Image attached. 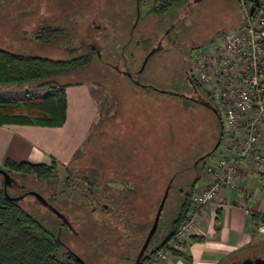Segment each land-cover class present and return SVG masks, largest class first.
Returning a JSON list of instances; mask_svg holds the SVG:
<instances>
[{"label":"rangeland","instance_id":"374dc122","mask_svg":"<svg viewBox=\"0 0 264 264\" xmlns=\"http://www.w3.org/2000/svg\"><path fill=\"white\" fill-rule=\"evenodd\" d=\"M140 5L139 21L123 49L128 30L137 16L133 0H0V48L65 59L76 53L89 52V42L82 47L77 46L88 23L95 20L101 27L95 33V41L104 59L97 57L92 50L91 61L83 69L69 76L56 77L58 82L69 81L72 84L65 87V123L43 128L51 133L50 139H45L50 140L56 158L52 157L48 164L54 165L53 175L11 171V175L27 188L39 192L56 207L76 217L75 229L79 228L78 222H83L98 230V238L89 239L90 247L99 252L104 249L105 253L114 254L116 259L92 255L91 264L123 263L125 254L133 262L156 209L155 206L146 211L142 207L139 213H135L138 208L136 201L151 196L155 201L156 191L159 200L165 180L172 171L178 170V159L190 151L191 164L211 149L218 137L217 120L203 108L189 101L182 103L177 97L133 87L126 76L103 62L110 57L109 61L123 69V60L119 56L122 50L126 56L125 64L135 71L147 50L164 34L169 20L160 26L156 18L146 16L148 7L144 1L141 0ZM177 13L183 19L181 24L186 27L183 32L188 39V54L193 50L190 59L197 48L220 41L224 34L221 32L228 34L235 30L245 21L246 15L238 0H188L177 9ZM46 25L60 28L62 32L54 40L43 43L36 40L35 34ZM134 44H139L138 48ZM76 47L79 49L74 53ZM111 52L114 56H110ZM179 63L177 49L164 39L163 48L149 59L145 75L168 78L181 70ZM2 87L0 93L6 98H0L13 104H23L24 99L37 98L45 91V88L35 89L26 85L8 86L6 90ZM158 153L163 159L171 155L175 161L166 177L155 175ZM124 156L128 160L123 159ZM145 156H148L147 163L143 162ZM64 158L68 162H61ZM134 164L141 171L146 169L145 166L149 167L139 173L133 170ZM177 176L179 179L176 177L175 182L179 183L180 178H186L187 174ZM134 178L139 179V183L134 185L140 187L141 195L133 203V200L127 201L122 196L131 192L129 189L133 187ZM86 180L88 183L91 181L92 188L97 186L96 194H91V187L84 185ZM7 191L13 194L10 189ZM174 195L173 191L167 210L175 208ZM20 203L26 209L39 211L50 224L58 220L32 196H26ZM102 205L107 206L102 208ZM83 230L87 232V228ZM62 239L74 249H79V240L83 244L78 236L72 239L63 235ZM253 248L264 250V242L253 244Z\"/></svg>","mask_w":264,"mask_h":264},{"label":"trees","instance_id":"16d2710c","mask_svg":"<svg viewBox=\"0 0 264 264\" xmlns=\"http://www.w3.org/2000/svg\"><path fill=\"white\" fill-rule=\"evenodd\" d=\"M133 1L135 3V6L137 5V7L139 8L141 0ZM252 1L253 0H248L249 3ZM187 2L188 0H152L151 4L148 6L146 16L156 18L157 24L162 26L168 20L170 21L175 18L177 9ZM259 2L261 5H264V2H262L261 0H259ZM136 15L137 16L134 23H138L139 21L138 9ZM134 23L132 24L133 26H130L125 41L132 38V34L137 25V23ZM243 25L244 21L240 26L235 27V29H238ZM61 32L62 30L60 28L46 25L36 31L35 38L36 40L43 43H48L58 37ZM221 33L226 34L224 31ZM134 45L136 46V48H138L137 46L139 44ZM172 48L176 50L175 47ZM78 49L79 48L77 47L74 48L73 52L76 53ZM87 50H89V52L76 53L75 55L65 59H54L48 56L33 53H22L5 48H0V86L8 87L14 85L21 87L26 85L35 89L45 88V91L41 96L33 99L26 98L23 100V104H13L12 101H7L0 98V124L21 123L48 127L61 126L64 123L66 115L65 87L72 83L69 81L62 83L58 82L56 77L69 76L88 65L92 58V55L90 53H92L93 49L87 48ZM131 50L132 52H135L134 49ZM148 51L149 50H147L146 54L148 53ZM156 51L157 48L153 53H155ZM189 74L192 78V85L194 86V88L200 91V97L198 98V100H188V98L183 94H178L171 89L162 91L157 90V88L154 89L151 84L148 83L145 85H139L132 81L130 82L133 87L136 86L138 87V89H146L153 93L177 97L182 101V103H187V101H189L192 102L195 106L203 108L208 112L209 116L211 115L213 118L215 117L214 119H216L218 122L217 140L219 139L220 143L223 127L214 101L208 94V92L197 82L191 68L189 69ZM214 145L211 149L200 155L191 164L189 163V156L191 155L190 151H187L186 155L183 158L178 159V170L176 169L172 171L170 173V176L165 180L163 192L159 200L157 191L155 193V201H153L152 196L139 199L141 195L140 187H135L134 185L136 184V182L137 184L139 183V179H132L133 187L129 189L131 190L129 194H131L132 196L130 197V195L127 194L126 196H122V198L127 199V201L133 200V203L134 199H139V201H136V205L138 208L135 213H139L142 207H144L146 211H149L155 206L156 213L164 192L166 191L167 193L163 208L160 212L158 227L148 244V246H151H149V248L147 246L146 252L141 258L142 262L150 258V256L159 249H164L166 253H169L170 255H173L175 257L188 258L182 249L175 248L169 243L176 234V231L179 228L180 224L187 217V214L191 207L195 186L206 171V158L209 157L217 149H213ZM155 149L156 145L154 144L153 151H155ZM121 156L123 157V153L121 154ZM121 156H118L117 158L122 159L120 158ZM148 156H145L143 160L144 163L148 162ZM172 158L173 157L171 155H167L166 159H163L158 153V158H155L158 163V168L155 172V175L163 174L162 176H165L168 171L172 169L175 163L174 159ZM123 159L128 160V158L126 159L125 156ZM117 161L120 162V160ZM107 163H109V161ZM0 167L6 169L10 174L11 171H15L20 174L35 173L38 175L44 174L49 176L53 175L54 170V165L51 164H33L26 161H15L9 158H7L4 161L3 166ZM148 167L149 166H145L146 169L141 171L138 170L140 168L137 167V169L136 165L134 164L133 170L139 171V173H143L145 170H148ZM181 174H183L184 176L187 174V177L180 178L179 183H176V179H179V176L177 175ZM173 191L175 192L173 199L175 208L167 210L169 197L171 196V193ZM8 194L11 197L14 196L9 192ZM9 196L4 194V188L0 184V264H84L83 262L88 264V262H86V259H88V257H91L90 259L93 260L92 255H104L107 259H116L114 254L105 253L104 249H102L100 253L96 248H94L93 251H85L84 249L72 250V248L69 252L65 251L62 247L61 242L62 235L60 233L58 234L57 227L55 226L54 222L50 224L51 222L49 223L44 217H42L39 211H37L36 209H26L22 206L20 201L11 199ZM47 200L50 203L52 202L50 199ZM106 206L107 205H102V208H106ZM221 220V213L219 210H217L214 218V225L216 230H219ZM84 227L87 228L89 232V239L94 240V238H98V230L95 227H92L90 225H84ZM190 238V240L193 241L201 240L199 238H195V236H192ZM79 251H81L82 254H80ZM75 254L81 257L82 260L78 259ZM122 259L123 263L119 264H134V261H131L129 255H123ZM113 263L114 261L112 262V264Z\"/></svg>","mask_w":264,"mask_h":264},{"label":"built area","instance_id":"2783aa9c","mask_svg":"<svg viewBox=\"0 0 264 264\" xmlns=\"http://www.w3.org/2000/svg\"><path fill=\"white\" fill-rule=\"evenodd\" d=\"M238 1L244 25L197 48L191 59L192 73L213 99L223 132L205 166L208 181L192 196L187 217L169 243L178 249L188 241L201 209L220 192L242 193L248 172L264 174V5L250 15L252 2ZM165 253L159 249L141 264H153Z\"/></svg>","mask_w":264,"mask_h":264},{"label":"crops","instance_id":"0c3cea01","mask_svg":"<svg viewBox=\"0 0 264 264\" xmlns=\"http://www.w3.org/2000/svg\"><path fill=\"white\" fill-rule=\"evenodd\" d=\"M142 1L148 7L152 0ZM2 88L6 90L8 87ZM65 94L67 108L66 91ZM0 96L6 98L3 93ZM43 128L53 127L0 124V166H3L7 158L33 164H49L52 157H55L50 140L45 139H50L51 133ZM61 162L68 160L64 158ZM208 178L209 175L205 172L196 184L194 194L203 188ZM246 178L248 183L242 193L222 191L201 209L190 235L201 240L193 241L189 237L182 249L188 258L165 253L153 264H230L249 257L264 258V250L257 251L253 248V244L264 242V174L251 171ZM217 210L222 217L219 230L214 225Z\"/></svg>","mask_w":264,"mask_h":264},{"label":"flooded vegetation","instance_id":"af4514ba","mask_svg":"<svg viewBox=\"0 0 264 264\" xmlns=\"http://www.w3.org/2000/svg\"><path fill=\"white\" fill-rule=\"evenodd\" d=\"M140 6H139V8L137 7V5L135 6L136 7V14H137V9H138V14H140ZM182 20H183L182 17L180 18L178 16V13H177L175 18H173L172 20L169 21L170 23H169L168 27L165 29L164 34H162L161 37L159 39H157L155 41V44L153 45V47L157 48V51H158L161 48H163V40L165 39L166 42L169 43L171 47H175L177 49V53L179 54V57H180L179 65L181 66V70L171 74L170 77L165 78V79H162V78L159 79L158 76H155L153 74H150V76L145 75V73H147L146 72V67H147L146 65L154 53L151 54L150 58L147 59L148 61L146 60V62L144 64H143V60H144V57H143V60L141 61L139 67L135 71H131L129 69V66L126 65L127 64L126 59H125L126 56L124 55V52H122V51L119 52V56L123 60V64H122L123 69H120L118 67V64H114L111 61H109L110 57L103 60V62H105L106 64H111L113 67H115V69L117 71H119L122 75L126 76L130 81H132L136 84L145 85L148 83V84H151V86L154 89L157 88V90H162V91L163 90L167 91V90L171 89L172 91H175L178 94H183L184 96H186L188 98V100H191V101L198 100V98L200 97V91L198 89L194 88V86L192 85V78L190 77V74H189V69L191 68V59H192V58L190 59L189 56L193 50H191L190 53L188 54V47H189L188 39H186L187 36L183 32L186 29V27L183 24H181ZM136 23L137 22H135L134 24H136ZM87 25H88V27L87 28L85 27L84 33H83L85 35H81V37L78 40L77 46L82 47V45H84L85 43L88 44V42H89L90 43L89 45L95 51V54L99 58L102 57V59H104L103 54L99 50V48L96 44V41H95V33L101 27H100V25L95 23V20L91 21ZM129 40L130 39H127V41L124 40V43L122 45L123 49L126 47L125 44L128 43ZM113 53L114 52H111L110 56H114ZM117 54H118V51H117ZM10 176H11L10 181L4 185L3 176L0 174V184L3 186V188L5 186L6 190L10 189L11 192L13 191L12 195L20 196L17 199L20 202H22L26 196H32L34 198V200L37 201L41 207L46 209L49 214H52L55 218L58 219L57 222L55 223V226L57 227L58 234L60 233L62 236L64 235V237H67V238L72 237V239H74L75 237L78 236L79 239H81L83 241V244H81L80 240L78 241L79 242L78 248L84 249L85 251H93L94 248L90 247L91 241H89V238H88L89 232H88V230H87V232H85V230H83L85 228L84 227L85 224H83V222H78L77 224H79V228L75 229L76 217H74L70 213H66L65 210L59 209L54 204L50 203L41 194L48 203L52 204L58 211H60L62 213L61 217L56 215L47 206L42 204L33 194L30 193L31 191H34V190L27 188V186L25 184L20 182L18 179L14 178L11 174H10ZM89 183H91L90 180H89ZM89 183L86 180L84 185L90 188L91 185ZM96 187L97 186H95L93 188L91 187V192H90L91 194L97 193L98 188H96ZM82 220H84V223L87 222V220H85V219H82ZM81 225H82V227H81ZM61 242H62V247L64 248L65 251L69 252L71 250V248H72V250L74 249L72 246H69L66 243V241H64L63 239H61ZM80 259L82 260L81 257H80ZM90 261H92V259H90L88 257V259H86V262H88V264H91ZM83 263L86 264L85 262H83Z\"/></svg>","mask_w":264,"mask_h":264},{"label":"water","instance_id":"95a60500","mask_svg":"<svg viewBox=\"0 0 264 264\" xmlns=\"http://www.w3.org/2000/svg\"><path fill=\"white\" fill-rule=\"evenodd\" d=\"M259 4H260L259 0H253L252 1V4L249 7V14L250 15H252L254 13L256 7ZM155 50H156V48H154V47L149 49L148 53L144 57L143 64L146 62V60L149 58V56L151 54H153V52ZM218 143H219V139L216 141L213 149L217 148ZM0 174L3 176L4 185L7 182L10 181V179H11L10 177L11 176H10V173L6 169L0 167ZM30 193L33 194L42 204L47 206L56 215H58L60 217L62 216V213L60 211H58L52 204L48 203L40 193H38L36 191H31ZM4 194L9 196L5 186H4ZM166 194L167 193L165 191L163 196H162V198H161V200H160V203L158 205V208H157V211H156L155 216L153 218L152 224H151V226H150V228H149V230H148V232H147V234H146V236L144 238V241H143V243H142V245H141L136 257H135L134 264H141L142 263L141 258L143 256V254L146 252L147 246H148L153 234L155 233V231H156V229L158 227V221H159V218H160V212H161V210L163 208V205H164V202H165V198H166ZM9 197L11 199L17 200L20 196H12V197L9 196ZM75 256L78 259H80V257L78 255L75 254ZM230 264H264V258H262V257H255V258L249 257V258H245V259H243L241 261L231 262Z\"/></svg>","mask_w":264,"mask_h":264}]
</instances>
